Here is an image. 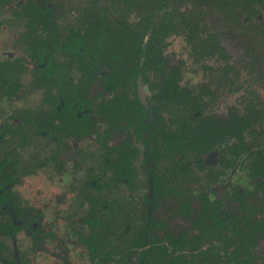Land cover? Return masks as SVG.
Wrapping results in <instances>:
<instances>
[{"label": "flooded vegetation", "instance_id": "obj_1", "mask_svg": "<svg viewBox=\"0 0 264 264\" xmlns=\"http://www.w3.org/2000/svg\"><path fill=\"white\" fill-rule=\"evenodd\" d=\"M125 1L78 0L75 8L66 1L64 10L59 0H0V13L9 10L11 20L6 23L17 32L13 46L22 52L9 51L0 60V100H20L26 93L40 96L37 104L19 107L0 121V263L35 264L28 262L21 248L25 241L18 237L24 232L31 240H49L59 249L54 264H264V176L255 162L258 156L245 150L224 151L237 141L231 134L203 154H170L161 144L170 132L178 133L183 142L187 138L180 123L185 117L169 119L168 104L178 103L174 110L183 109V115L194 108L203 119L224 118L238 110L231 106L214 110L219 96L209 84L201 83V94L183 88L185 60L168 49L170 37L187 32L194 37L190 41L195 51L223 60L216 72L229 78L232 68L225 61L228 52L221 37L217 32L204 36L199 24L174 9L171 0H159L161 9L154 7V0H146L144 11L138 0ZM223 1L216 3L221 7ZM243 1L247 13L264 6V0ZM225 6L232 7L230 2ZM130 11L135 21L128 23ZM142 12L143 17L137 15ZM163 13L174 26L163 39L166 73L179 72L184 96L196 101V106L185 105L184 98L169 101L168 90L162 85L156 88L159 73L149 57L140 58L143 73L134 71L133 57H126L128 68L122 71H118L120 60H114L113 86L108 87L103 79L113 66L108 54L78 56L65 49L78 44L85 53L96 46L92 36L109 33L104 23L112 31L130 32L146 47L154 22ZM57 14L65 16L66 22ZM239 23L243 28L247 24ZM75 36L80 42H74ZM123 42L124 33H119L112 45ZM209 68L206 60L205 69ZM142 84L150 91L147 99ZM75 97L90 99L92 104L83 106ZM136 97L145 108L147 122L138 134L132 108ZM109 100L117 109L129 108V115L117 111L111 116L107 108L103 113ZM249 139L245 130L244 140ZM43 143L52 145L51 151L38 157ZM46 165L60 175L73 166L86 171L74 184L81 206L76 209L84 208V213L58 214L47 229L41 210L31 206L21 190L25 178ZM237 173H244L247 181L235 184ZM59 218L70 230L61 240ZM70 249L80 250L78 260L71 259Z\"/></svg>", "mask_w": 264, "mask_h": 264}, {"label": "rangeland", "instance_id": "obj_2", "mask_svg": "<svg viewBox=\"0 0 264 264\" xmlns=\"http://www.w3.org/2000/svg\"><path fill=\"white\" fill-rule=\"evenodd\" d=\"M66 1L70 3V8H75L78 4L76 3L78 0H59L58 3H61V8L64 10L68 6H66ZM216 2L217 0H171V4L177 7L174 9L188 13V18L199 24L204 36H211L213 34L215 35L216 32L218 33L221 37V44H223L228 52L225 54V61H228V64L232 68V72L230 74L228 73L229 78L224 73L222 75L218 74L216 71L219 69L220 61L223 60L218 58L214 60L204 50L200 52L195 51L191 42L194 37H189L187 32H181L168 39V49L177 59L185 60V79H182V86L183 88L190 87L193 91L195 90L201 94L198 91L201 83L211 85L219 96L213 105V109L216 111L222 112L232 107L250 112L253 110L252 104H255L259 109H263L264 44L262 43L264 37V6H259L252 14L251 12H244L245 2L243 0H224L222 6L225 2H230L232 5L231 8L226 6L222 8ZM138 14H141L142 17L144 16V12ZM247 16H250L248 21L246 20ZM57 17L61 22H66L65 16L57 14ZM10 20L11 15L9 10L1 11L0 60L5 57L7 52L12 50L18 54L22 53L18 48H14L13 46L17 32L6 23ZM68 20H71V18L67 17ZM241 20L247 22L245 28L239 23ZM127 21L128 23L135 21L131 11L127 15ZM206 60L207 64L212 66V69H205ZM24 79L27 80L28 78L24 77ZM142 90L146 93V96L145 94L144 96L147 99L150 91L144 85L142 86ZM39 100V94L31 93H26L24 98L20 100L9 102L4 99L0 100V121L3 117L7 118L10 114H13L19 107L35 105ZM177 104H168L166 109L168 110L167 116L169 119L179 118V115L182 118L185 117L180 112L183 109L174 110V106ZM216 111L215 113H217ZM262 138L263 141L264 132ZM51 146L43 143L38 157H44L45 153H49L52 148ZM25 154L26 156L24 155V158L28 159V151ZM39 168L40 170L25 178L21 190L24 197L30 202V205L41 210L45 228L47 229L49 227L54 217L61 216L58 214L65 215L69 213L68 215L70 216H80L81 213L83 214L84 208L76 209V207L81 206L79 204V197H77V187L74 184L85 176V168L81 170L73 166V168L69 169L68 173L65 172L63 175H60L61 173L57 172L51 166L46 165ZM145 168L144 166L140 167L142 175H144L143 170ZM236 175L238 178L235 179V184L245 183L247 181L244 173L241 176L239 173ZM76 210L79 211L76 212ZM58 220L59 233L57 234V238L61 240L64 237V232L66 233V231L69 232L70 230L67 223L63 222L60 218ZM23 233L18 238H23L25 241L21 245V248L25 252L28 262L35 264L55 263V254L59 249L54 244H50L49 240L46 242L31 240L28 236H24ZM32 244L35 245V250H33L34 246ZM79 253L80 250L70 249L69 251L72 260H78Z\"/></svg>", "mask_w": 264, "mask_h": 264}, {"label": "trees", "instance_id": "obj_3", "mask_svg": "<svg viewBox=\"0 0 264 264\" xmlns=\"http://www.w3.org/2000/svg\"><path fill=\"white\" fill-rule=\"evenodd\" d=\"M125 0H123L124 2ZM129 1V0H126ZM125 1V2H126ZM138 7L140 10H146V0H138ZM153 4H157L154 7L160 8L159 0H154ZM161 9V8H160ZM169 18L167 13L161 14L160 18L154 22V27L152 28V33L149 37L148 42H146V47H143L141 44L143 42H139L136 37L133 36L130 32L121 29L120 31H112L113 27H110L109 23H104L106 30H109L104 34L101 32L98 36L95 33L92 37L93 44L96 46H92L89 49L82 51L79 48L78 44H73L68 48H65L69 52L75 55H82L85 56L87 53H90L92 57H96L98 54L102 53L103 51L106 55L108 54V63L113 64L111 65L110 73L104 76L105 85L108 87H112V83L114 81V69L116 70L117 64L114 60L119 59V67L118 71L126 70L128 65L125 62L126 57L130 56L136 60L135 66H133L135 72L143 73V68L139 69V61L142 55L146 56L147 58H151V64L154 70L159 73V82L156 85V88L161 89V85L163 86L164 90H168V98L169 101H174L178 99H185L183 102L185 105L189 106H196V101H192L189 96H184V89L179 85V72L173 69H170L168 73H166L167 63L163 58L162 46H164V37L170 34L171 31H174V26L166 22V19ZM98 29V26H97ZM119 33H124V40L126 39V43L124 42L120 45H112L115 41V38ZM73 40V39H72ZM80 37L75 36L74 42H80ZM143 40V39H142ZM128 44V45H126ZM126 47V48H125ZM128 48V49H127ZM125 56V57H124ZM84 59V65L87 64ZM86 87V86H85ZM84 89V88H79ZM79 104L91 105L92 100L85 99L81 97H75ZM192 98V97H191ZM193 99V98H192ZM259 105V103H257ZM252 109L250 112H246L244 110H236L231 111L228 115L224 118H214L213 116H208L207 119H203L201 116H196L195 111L196 109L187 110L185 113V118L180 119V123L182 125V132L184 133L186 140L185 142L180 140V135L177 133L170 132L165 140L162 141L161 144L165 147V151L167 153L173 154L176 152H183L189 154H196V153H206L216 143L221 140L222 138L226 137V135L231 134L237 141H234L235 145L228 146L224 151H234V152H243V150L248 151L250 154L256 155L258 157L255 158V162L259 165H255L259 167L261 170V175L264 176V140L262 141V135L264 132V108L259 109L255 104H252ZM109 109V111L113 114H116L117 111L121 112V114H126L128 111L129 115V108L125 106H121L117 109L115 107V103L113 100H109L103 106V113L107 114L105 110ZM132 108L136 115V124L138 125L139 129L138 132L144 130L147 126V122L144 121L145 116V108L140 103L139 99L136 97V102L132 104ZM196 108V107H195ZM195 110V111H193ZM110 113V114H111ZM90 121V120H89ZM229 121L228 124L226 122ZM191 122L192 124L189 125ZM231 122V124H230ZM154 128H160L159 125H154ZM245 130L248 132V137L250 138L248 141H245ZM252 168V167H251ZM252 169H255L253 167ZM257 169V171L259 170ZM264 186V181H262ZM207 209V207L205 206Z\"/></svg>", "mask_w": 264, "mask_h": 264}]
</instances>
